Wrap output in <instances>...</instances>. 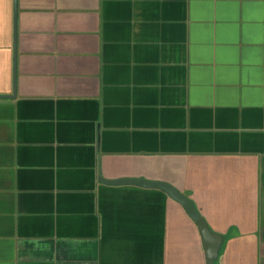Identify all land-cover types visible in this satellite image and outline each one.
<instances>
[{"label": "crops", "instance_id": "1", "mask_svg": "<svg viewBox=\"0 0 264 264\" xmlns=\"http://www.w3.org/2000/svg\"><path fill=\"white\" fill-rule=\"evenodd\" d=\"M0 0V264H207L168 182L264 264V0ZM15 89V93H14ZM11 96V97H8Z\"/></svg>", "mask_w": 264, "mask_h": 264}, {"label": "water", "instance_id": "2", "mask_svg": "<svg viewBox=\"0 0 264 264\" xmlns=\"http://www.w3.org/2000/svg\"><path fill=\"white\" fill-rule=\"evenodd\" d=\"M16 38H17V0H15V19H14V48L16 53ZM15 93V89H14ZM11 97V96H8ZM100 181L110 184H135L143 187L158 188L165 191L172 198L178 201L185 208L186 212L196 222L201 236L206 254L207 264H215L218 257L220 247L222 245L223 236L210 229L206 219L202 216L194 201L174 185L158 180H148L145 178H118L106 179L102 175Z\"/></svg>", "mask_w": 264, "mask_h": 264}]
</instances>
